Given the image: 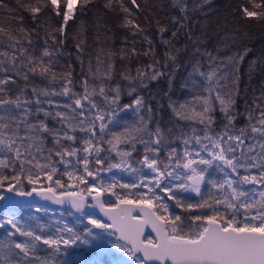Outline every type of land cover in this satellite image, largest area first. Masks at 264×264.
<instances>
[{"label":"snow or ice","instance_id":"6c2138e0","mask_svg":"<svg viewBox=\"0 0 264 264\" xmlns=\"http://www.w3.org/2000/svg\"><path fill=\"white\" fill-rule=\"evenodd\" d=\"M97 2L15 0L13 8L6 0H0V12L17 20L18 31L23 34V38H17L10 34L11 29L6 31L0 26V44L6 36L7 47L13 50L11 54L7 50L0 51V72L4 73L0 76V201L7 198L5 193L17 196L36 193L57 204L67 201L77 212H83L87 197L91 196L111 221L105 223L89 216L88 224L92 227H85L83 232L64 223L55 226L52 234L44 235L43 226L38 225V233L8 219L0 223V227L6 223L15 230L9 232L8 237L18 233L25 239L0 241V264H53L52 260L37 254L40 245L48 246L53 255L79 257L59 264H104L102 260L86 257L89 253L108 254L110 249L133 257L136 264H264V80L260 94L253 97L251 104L245 99L243 112L237 108L241 92L240 64L252 48L245 47L243 53L218 55L222 50L220 44L227 49L229 41L235 44L238 39L237 35L225 33L218 42L216 54L208 50V34L195 18L208 15L212 0H160L153 6L156 11L164 12L165 18L168 12L176 13L170 17L172 29L168 39L165 38V33L170 31L168 25L161 22L155 11L151 13L161 42L167 46L163 62L156 58L153 42L145 36L149 48L142 54L151 55L152 60L143 68L138 67L135 76L128 69L118 71L113 59L115 53L111 51L103 60L97 54L95 66L89 57L85 68L81 55L85 40L79 38L85 31V22L80 21L74 35L70 36L67 29L69 21L75 23L78 13L84 15L89 6ZM129 4L137 11L149 9L148 0H144L143 8L137 0H129ZM103 7L122 13L119 26L133 36L144 32L137 22L136 12L125 0H104ZM18 10L29 13L36 27L31 31L24 28V17L16 15ZM239 10L245 19L264 22V0H246ZM53 18L57 19L55 27L50 23ZM197 24L201 25L199 33L194 31ZM94 26L99 30V20ZM41 29L45 36L37 55L33 34L39 36ZM181 30L186 41L182 48L173 43L179 40ZM68 39L77 40L75 47L82 74L80 92L74 90L71 64L64 66L62 72L55 71L62 53L53 45L63 46ZM134 45L133 41L129 50L133 56L138 55ZM181 53L188 56L185 63L190 65L191 71L180 84V91L187 95L174 100L170 93L182 67ZM6 61L8 68L4 67ZM258 69L264 73V56L249 62V80ZM117 75L120 79L113 83ZM30 76L62 81V89L55 92L33 86L31 92L35 99H29L26 93ZM14 77L26 82L15 97L8 87L17 85ZM162 78L168 83L164 96L168 98L174 118L202 125V135L194 127L191 135L180 130V135L173 136L171 128L166 135L158 122L154 130L149 128L154 111L149 99L156 97L146 99L141 90ZM247 91L245 87V94ZM125 93L131 97L129 103H122ZM54 95L66 97L68 102L54 101L50 98ZM44 104L54 111L45 109ZM217 111L222 118L218 132L214 128ZM129 112L133 120L124 119ZM41 113L45 118L56 119L60 127H50L45 119H40ZM241 117L246 123L237 127ZM77 133L82 135L78 138ZM49 137L52 147H47ZM176 140L181 141L182 150L172 146ZM138 145L142 146V155L134 161L136 167L132 158L133 153L140 151ZM165 149L162 160L161 153ZM73 158L74 167L82 165V170L68 171ZM58 164L64 165L62 174ZM93 164L97 167H91ZM4 169L12 174H5ZM113 169L130 171L137 179L123 183L113 176L112 183L101 181L99 185L88 180L91 177L95 181L101 171L112 172ZM214 173H219V178ZM41 175L49 182L46 187ZM61 176H67L68 182L62 181ZM22 177L33 186L30 191L24 190ZM81 184L86 187L80 188ZM204 185L210 186L207 197L202 192ZM116 188L136 191L121 194L114 191ZM105 192L116 197L114 204L106 206L100 199ZM183 193L195 194L200 199L189 203ZM168 201L189 213V224L180 214L170 211ZM196 209H210L211 214L191 215ZM149 225L156 236L145 240L142 238L144 228ZM105 233L108 236L118 233L116 241L109 243Z\"/></svg>","mask_w":264,"mask_h":264},{"label":"trees","instance_id":"16d2710c","mask_svg":"<svg viewBox=\"0 0 264 264\" xmlns=\"http://www.w3.org/2000/svg\"><path fill=\"white\" fill-rule=\"evenodd\" d=\"M160 0H148L149 9L147 11H137L134 9V6L129 4V0H125V3L128 4L129 7H133V10L136 12V18L137 22L142 25L144 28V32L142 34H137L133 36L127 29L120 27L119 25L122 22L123 14L120 12H112L103 7L104 0H98V2L95 5H90L89 10L84 15H79L78 13V19L73 23V21H69V28L67 31L69 32L70 36L74 35L76 33L77 27L80 24V21L85 22V31L81 33V37L85 40L84 45L82 47L84 48V52L81 54L85 63V68H87V63L89 60V57L92 58L93 65L95 66V58L97 54L101 55V59H105V54L109 51L115 53V56L113 57L116 67L119 70L128 69L130 70L131 74L135 76L136 69L143 68V66L151 63L152 57L151 55L145 56L142 53L146 50H148L149 45L145 41L144 37L147 36L149 39L153 42V47L155 50L156 58L159 59L161 62L164 60V53L167 50V46L161 42L160 34L157 31V26L155 23V18L151 14L153 11H155V15L159 18H161V22L168 25L170 31L168 33H165V38H170V33L172 29V24L170 17L172 15H176L175 12H168L167 18H165L164 12H159L154 9V5L158 4ZM256 2H260V0H256ZM6 3H8L11 7L15 8V0H6ZM137 3L141 4L142 8L144 6V0H137ZM246 3V0H212L210 9H207L208 15L206 17L204 16H197L195 19L200 21L201 24L204 26V30L207 32L209 37V42L207 44L208 50L212 51L214 54H216V48L218 46V42L221 41L222 37L225 35V33L234 34L237 35L238 39L235 44H232L231 41H229V48L223 49V45L220 44L219 46L222 48V50L218 53V55L223 56L225 53L227 55H233L235 53H243L245 47L252 48V52L249 53L248 56L245 57L244 61L240 64V76H241V83H240V96L237 98V108L239 111L243 112L244 110V101L247 99L248 103L251 104L252 99L254 96H258L260 94L261 89V81L264 80V73H262L259 69L252 75L251 80H249L248 77V70H249V62L253 58H259L261 56H264V22L258 21L254 18L245 19L242 17L240 12V7ZM248 7L251 8V4H248ZM17 16L22 15L24 17L23 21V27L31 31L36 25L33 23V21L30 18V14L23 11L18 10L16 13ZM147 17V19H146ZM43 17L41 20L43 21ZM99 20L101 27L99 30L94 26L96 21ZM51 25L53 27L56 26L57 19L53 18L51 20ZM18 24L19 22L17 20L9 19L8 14L6 12H0V26H3L6 31L11 29L10 34L15 35L17 38H23V34H21L18 31ZM201 29V25L197 24L194 28V31L199 33ZM237 30H239L237 32ZM183 31L181 30V34L178 41H173V43L176 44L177 47H183L185 44V37L183 35ZM246 34V35H245ZM44 30L41 29L39 32V36H36L33 34V40L35 41V47L37 49L36 54L39 55L40 49L43 47V41H44ZM98 37V39H97ZM78 38V39H79ZM125 38H127V42H125ZM3 44H0V51L7 50L10 54L13 51L12 49L7 47V37H3ZM133 41L135 42V48L137 50L138 55H131L130 49L133 47ZM77 43V40L68 39L63 46L60 45H53L55 48H59L62 55H59L58 57V63L55 65V71L62 72L65 70L64 66H67L69 64L72 65L74 72H73V80L75 83V91L80 92V84L79 81L81 79V72H80V63L77 60V49L75 47V44ZM49 44H52V41L49 40ZM25 46H27L25 44ZM121 49H124V52H121ZM102 50V51H101ZM122 55H127L128 59H121L120 57ZM189 58L186 54L181 53L180 56V62L182 64V67L180 69V72L177 74V78L174 81V89L170 93L172 96V99H183L187 93H182L180 91V84L183 83V78L187 76V73L191 71L190 65L186 64L185 61H187ZM4 67L8 68L9 65L7 61L5 62ZM208 68V63L205 60L204 61V70L206 71ZM9 75H13L12 72L8 73ZM4 73L0 72V76H3ZM17 80V85L10 84L8 87L12 89V95L15 97L16 94L19 93V89L24 87L25 81L21 77H14ZM120 77L117 75L113 81V83L116 80H119ZM27 88V97L29 99H35V97L32 95L31 88L33 86H36L37 88H47L49 91H55L60 92L62 89V81H56L51 82L49 79L41 78L40 76H30ZM122 83H127L123 82ZM247 87L248 91L245 94L244 89ZM143 95L146 99H149L150 96H155V99H149V102L153 106V119L152 123L149 124V128L154 130L156 127L157 122L159 123L160 127L165 130V134L168 135L167 129H172V135L178 136L180 135V130H183L188 135H191V128H196L197 132L202 135V132L200 131L202 129V125H199L197 123H193L190 121H178L174 118L171 109L168 107V98L164 96L165 92H168V83L167 80L161 79L159 81H153L149 84L148 89H142L141 90ZM54 101H59L61 103H67V98L59 95H54L50 97ZM43 99V97H42ZM98 102L99 97H97ZM131 100V97L127 96V94L122 95V103H129ZM161 105H163L161 107ZM35 106L33 105V108ZM43 107L48 110L54 111V109H49V106L47 104H44ZM123 115V114H122ZM216 116V124L214 125L215 130L218 132L220 131L221 124H222V118L219 111L215 113ZM40 119H45L46 122L49 124L50 127L53 128H59L60 124L56 119H53L51 117L45 118L43 116V113L40 114ZM124 119L126 120H133L134 117L129 112L126 116H124ZM246 123L245 119L241 117L237 121V127H241ZM82 134L77 133L78 138ZM67 143V142H66ZM173 147H176L178 150H182V143L180 140H176L173 144ZM47 147H52L51 144V138H48ZM140 151L133 153V164L134 166L138 167V165H135L134 161L138 159L142 155V146H137ZM167 149L162 151L161 153V159L164 160L165 158V152ZM258 151V149H257ZM114 156V154H113ZM54 160H57L58 158L53 157ZM43 162V161H42ZM167 162V161H165ZM18 163V162H17ZM75 159L73 158L72 165L68 167V171H76L77 168L82 170V165L75 166ZM27 167V166H26ZM57 167L59 168L60 174H62L65 170L64 165L58 164ZM91 167L95 168L96 165H91ZM18 170V169H17ZM5 174L11 175V171L9 169L3 170ZM147 171V170H145ZM122 173L123 175L119 174ZM219 173H214V176L219 178ZM115 176L116 180L123 183H131L137 177L135 174L125 171H121L119 169H113L112 172H104L101 171L99 177L93 181L91 177L88 178L90 183H95L99 185L101 181L104 183H112V177ZM62 181L68 182L67 176H61ZM41 181L43 186H47L49 182L46 180V178L41 175ZM22 182L24 184V190L29 191L33 187L32 185H29L27 183V180L22 177ZM36 187H40V185H36ZM80 188H85L86 185H79ZM79 190V189H77ZM131 192H135V189H130ZM210 190V186L204 185L202 186V192L204 193L205 197H207V194ZM2 191V190H0ZM57 191H62L61 189H57ZM114 191L124 194L129 191L127 189H120L116 188ZM213 193H215V190H211ZM106 200L109 204H114L116 197L112 196L111 193L105 192ZM6 195V193H5ZM162 195H164L162 193ZM185 198V200L189 203H196L200 198L195 197V194L192 193H183L182 194ZM5 200L0 201V223L11 219H15V221H21L19 222L20 226L30 227L35 229L38 233H40V228L38 225H40L41 220H45L47 224L52 223V228L50 229V233H53L55 231V225L57 223L64 224L67 223L69 226L73 227L76 231L83 232L85 227H92L90 224H88V217L91 216L94 219L101 220L100 217L87 215V214H78L76 212L72 211H63V214L61 216H57L56 218L52 215H50L48 212L47 214L40 215L39 219L37 218L36 212H34L37 207H42L38 205H29V206H22L19 207V209L14 208H3L2 205ZM211 202V201H210ZM169 209L174 214H180L183 218H185V223L189 224L190 221L187 219L189 216V213L184 212L182 209L175 207L173 201H168ZM45 208V207H43ZM46 209V208H45ZM211 214L210 209H196L193 210L191 215H197V214ZM55 218V219H54ZM38 220V221H37ZM102 221V220H101ZM187 230V229H186ZM15 230L12 229L11 225H8L6 223L3 224V227H0V241H4L6 239H15L16 241H22L25 238L21 237L18 233L15 234L13 237H8L9 232H14ZM94 231H100L99 229H94ZM49 232L44 231L45 235H48ZM115 238V236L111 235L109 236L110 239ZM37 254L43 258V259H49L53 261V264H59V262L62 261L61 255H53L52 250L48 248L46 245H40L39 249L37 251ZM91 254V253H89ZM108 254L97 256L96 258L99 260H102L104 264H110V260L108 258L104 259L103 257H106ZM90 255H87L86 258H88ZM89 259V258H88Z\"/></svg>","mask_w":264,"mask_h":264},{"label":"water","instance_id":"95a60500","mask_svg":"<svg viewBox=\"0 0 264 264\" xmlns=\"http://www.w3.org/2000/svg\"><path fill=\"white\" fill-rule=\"evenodd\" d=\"M30 191V190H29ZM95 195V193H93ZM6 199L2 205L3 208H14V209H19V207L22 206H27L29 204H38L42 205L44 207H47L49 209H54V210H74L77 212L75 209H73L67 201L63 204H57L52 200H46L41 196L36 195V193H33L32 196H17L15 193H6ZM100 199L104 201V194L100 196ZM108 204H106L107 206ZM138 212V210H137ZM77 213H89V214H95L98 215L103 222L105 223H111V221L108 219V217L100 210V208L96 205L95 201L92 199L91 196L87 197V202L85 204V207L83 209V212H77ZM115 236L118 235V233L114 234ZM149 235L155 239V232L152 231L151 226H145L144 228V236L142 237L143 239L147 240L149 239ZM140 256V254H137ZM142 258V256H141Z\"/></svg>","mask_w":264,"mask_h":264},{"label":"rangeland","instance_id":"374dc122","mask_svg":"<svg viewBox=\"0 0 264 264\" xmlns=\"http://www.w3.org/2000/svg\"><path fill=\"white\" fill-rule=\"evenodd\" d=\"M119 174L123 175L120 172H119ZM161 195H162V193H161ZM37 209H40V211H37ZM37 209H35L34 212H36L38 219H39L40 215L47 214V212L50 215L54 216L55 218L57 216H61L63 214L62 210L61 211L53 210V209L50 210V209H47V208L45 209L43 207H37ZM11 219L15 221V219H13V218H11ZM20 221H21V219H19L18 222H20ZM39 222H40L39 226H43V233L42 234H44V231L49 232L48 235L52 234V233H50V230H49V228L53 229L52 228V223L51 224H47L45 220H41ZM62 225H63L62 223L61 224L57 223L55 226H62ZM97 232H99V231H97ZM105 236L107 237L109 243H112V242L116 241V239L114 237L112 239H110L109 236L107 235V233H105ZM88 255H90L88 257L89 259L99 260V259L96 258L97 255L95 253H91V254H88ZM103 258L104 259L108 258L110 260V262H111L110 264H136V261H135V259L133 257H130L126 253H124L122 251H119V250H116V249H110L108 255L106 257H103ZM71 259H79V257H64V256L62 257V261L71 260Z\"/></svg>","mask_w":264,"mask_h":264}]
</instances>
